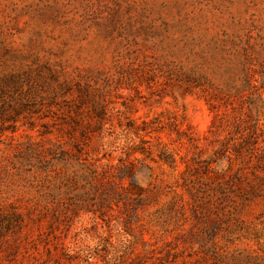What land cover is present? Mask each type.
Masks as SVG:
<instances>
[{"label": "rangeland", "instance_id": "obj_1", "mask_svg": "<svg viewBox=\"0 0 264 264\" xmlns=\"http://www.w3.org/2000/svg\"><path fill=\"white\" fill-rule=\"evenodd\" d=\"M77 148L147 205L76 209ZM0 264H264V0H0Z\"/></svg>", "mask_w": 264, "mask_h": 264}, {"label": "trees", "instance_id": "obj_2", "mask_svg": "<svg viewBox=\"0 0 264 264\" xmlns=\"http://www.w3.org/2000/svg\"><path fill=\"white\" fill-rule=\"evenodd\" d=\"M237 145L240 146L242 143L239 142ZM220 152L222 156L228 157L229 148L222 145L215 150V153ZM160 159L171 165L175 163L170 156H162ZM229 159L231 163V158ZM57 160L61 164V169H64L57 174L58 187L64 188L65 192L74 193L75 198L79 200L73 204L76 209L84 207L86 211L95 214L91 204L93 202L97 211L104 214L113 204L119 207L121 203L126 211L131 209L135 212L147 205L150 190L136 182L133 162L128 165L100 164L99 159L83 155L78 148L76 152L64 151ZM199 184L196 192L208 190L205 189L208 187L207 183ZM203 185L205 188L201 187Z\"/></svg>", "mask_w": 264, "mask_h": 264}]
</instances>
